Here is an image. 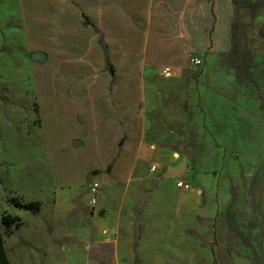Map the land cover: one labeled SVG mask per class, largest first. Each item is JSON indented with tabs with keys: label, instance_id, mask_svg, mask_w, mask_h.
<instances>
[{
	"label": "rangeland",
	"instance_id": "1",
	"mask_svg": "<svg viewBox=\"0 0 264 264\" xmlns=\"http://www.w3.org/2000/svg\"><path fill=\"white\" fill-rule=\"evenodd\" d=\"M247 1L258 7L253 13L245 7L241 11L237 62L248 69L220 64L223 51L212 48L217 35L207 30L200 54L181 55L180 76H171L170 70L163 75L160 66L138 77L144 119L139 118L136 127L145 132V142L177 153L187 172L225 173L235 187L234 204L210 220L196 216L193 223L175 227L171 218L169 227H163L172 213L158 197L160 204L152 210L146 205V226L140 219L123 239L129 242L128 250H111L108 236H102L91 238V243L82 239L79 254L92 256L97 264H109L113 257L122 264H264V0ZM67 2L75 7V0ZM35 4L37 0H0V232L3 215L18 219L4 242L11 264L59 263V258L63 262L77 253L71 245L73 233L61 236V227L44 217L47 192L38 197L33 191L46 183L44 160L37 151L38 94L70 89L72 59V48L63 49L62 55L56 46L61 29L54 19L63 9H40L37 14ZM39 52L47 54L45 63L33 60V53ZM194 57L201 60L198 67L190 63ZM137 174L133 179L140 177ZM93 181L100 185L90 173L85 187ZM154 189L146 188L144 195L150 198ZM10 198L39 200L41 212L19 210L7 202ZM72 205L86 216L93 212L85 193Z\"/></svg>",
	"mask_w": 264,
	"mask_h": 264
},
{
	"label": "crops",
	"instance_id": "2",
	"mask_svg": "<svg viewBox=\"0 0 264 264\" xmlns=\"http://www.w3.org/2000/svg\"><path fill=\"white\" fill-rule=\"evenodd\" d=\"M20 1L23 4L26 0ZM37 1V14H41L40 9H63L60 15L54 14V23L61 29L56 46L62 55L66 54L63 49L72 48V59L70 89L54 88L38 94L37 151L38 159L44 160L46 183L33 191L38 197L41 191L47 192L44 217L61 227V236L72 232L71 245L77 248V253L63 262L59 258V263L42 264H97L92 256L78 250L82 239L91 243L93 237L108 236L106 245L111 250L129 249V242L123 239L140 219L146 226L147 206L152 210L159 203L158 197L163 198L159 204L172 213L163 227H169L171 218V225L178 227L183 222L193 223L196 216L210 220L225 212L232 192L227 175L187 172L177 153L145 142V132L136 127L139 118L144 119L137 93L138 77L148 69L161 66V70L169 68L171 76H180L181 55L190 51L200 54L207 30L217 35L214 50L229 51L232 1L75 0V7L67 0ZM84 17L90 24H84ZM101 37L114 74L107 68ZM46 59V53H33V60L40 64ZM121 75L128 77L123 80ZM151 166L156 170L152 172ZM136 172L140 177L133 179ZM90 173L95 174L100 189L98 204L86 216L72 204L83 193L89 197L90 184L86 188L85 183ZM159 174L162 176L157 177ZM25 178L22 181L28 185ZM179 181H188L192 187L178 188ZM146 188H155L150 198L144 195ZM140 203L144 205L142 218ZM107 261L123 263L117 257Z\"/></svg>",
	"mask_w": 264,
	"mask_h": 264
},
{
	"label": "trees",
	"instance_id": "3",
	"mask_svg": "<svg viewBox=\"0 0 264 264\" xmlns=\"http://www.w3.org/2000/svg\"><path fill=\"white\" fill-rule=\"evenodd\" d=\"M232 1V5L234 8V14H233V20H232V31H231V47L229 49V51L226 52H221L219 54V62L220 64H226L228 68H236L237 66H243V67H247L248 69V65L245 64L244 62H242V65L239 64L237 62V53L239 52V44L237 42V37H238V32L240 31V21H241V11L243 9V7L247 8L250 13H253L254 10L258 9L257 4H250L248 3L247 0H231ZM255 6V7H254ZM256 12V11H255ZM255 14V13H254ZM253 15V14H252ZM249 15V16H252ZM84 21L85 24H90V21L88 20V18L84 17ZM100 46L104 49L105 51V56H106V65L107 68L114 74V70L113 67L110 63V58L109 55L107 53V49L106 46L104 45L103 39L101 37V41H100ZM107 170H110V166L107 168ZM231 205L229 208L232 207V205L234 204L235 201V187L233 184H231ZM7 202L20 210H24V211H28L32 214H39L40 209H41V203L39 201H31V202H23L17 198H10L7 200ZM228 208V209H229ZM227 209V210H228ZM18 221V219L15 216H12L10 214H5L2 216V221L1 224L3 225V231L0 232V264H11L7 258L6 255V251L4 248V242H5V236L8 237L13 233V225L14 223H16Z\"/></svg>",
	"mask_w": 264,
	"mask_h": 264
},
{
	"label": "built area",
	"instance_id": "4",
	"mask_svg": "<svg viewBox=\"0 0 264 264\" xmlns=\"http://www.w3.org/2000/svg\"><path fill=\"white\" fill-rule=\"evenodd\" d=\"M190 63L191 65L198 67L199 65H201V60L194 57L191 59ZM162 73L163 75H168L169 69L168 68L162 69ZM150 170L152 172L155 171L156 166H151ZM177 187L182 189H189L191 185L189 183L178 182ZM98 189H100L98 183H96L95 181L90 183L88 188V194H89V204H90L89 206L91 209H93L98 204Z\"/></svg>",
	"mask_w": 264,
	"mask_h": 264
}]
</instances>
